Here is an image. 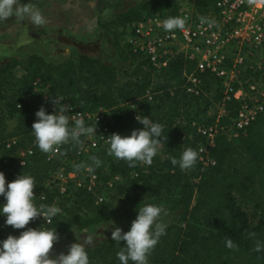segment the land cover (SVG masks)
Wrapping results in <instances>:
<instances>
[{"label":"trees","instance_id":"1","mask_svg":"<svg viewBox=\"0 0 264 264\" xmlns=\"http://www.w3.org/2000/svg\"><path fill=\"white\" fill-rule=\"evenodd\" d=\"M213 4L214 0H193V7L200 14L211 10ZM178 9V5L170 6L166 0L145 1L116 14L103 27L113 33L117 30L115 37L120 42L127 23L150 14L164 18L178 16ZM117 39L114 38L113 47L118 58L127 64L120 71L84 54L60 63L31 54L0 65V142L18 137V146L34 151L28 163L16 166L11 155L16 146L10 151L0 149L13 168L12 180L20 173L31 175L35 197L44 189L45 179L63 162V154L46 161L45 153L37 148L30 132L35 111L43 105L48 113L53 97L81 110L108 109L110 130L122 136L142 127L128 107L132 102L140 116H149L162 125L161 143L152 163L142 170L140 162L128 163L108 154V146L97 148L83 163L91 164L93 156L101 161L94 173L101 183L100 190L107 192V200L95 205L94 196L84 190L70 189L66 196L49 191L41 203L51 204L58 196L61 211L43 227L55 228L59 239L70 229L88 231L109 222L132 220L136 207L154 203L162 205L165 213L177 212L178 218L166 227L165 234L149 252L148 264H264V111L244 133L236 138L219 133L210 146L191 124L208 125L214 123L216 116L205 115L209 104L205 98L190 97L179 88L183 73H189L193 64L175 59L156 71L124 45L120 47ZM16 69L21 74H15ZM36 78L48 85L45 98L42 93L30 95L17 108V103L32 90ZM208 81L212 79L206 77L207 89ZM147 88L152 93L151 100L145 95ZM216 90L215 99L219 102L222 94ZM225 107L227 114L218 119V125L226 127L235 115L236 104L227 101ZM66 147H71L69 142ZM188 147L197 151L203 147L205 153L198 152V159L190 169L172 165L171 158L178 159ZM200 156L214 164L204 165ZM4 169L0 163V172ZM116 175L120 181L105 188V183ZM251 214L256 217L253 226L249 224ZM28 227L35 228L27 224L25 228ZM23 230L5 226L0 217V240L9 234L17 236ZM226 238L236 247H226ZM86 251L89 264H119L116 257L119 246L110 238L86 247Z\"/></svg>","mask_w":264,"mask_h":264},{"label":"built area","instance_id":"2","mask_svg":"<svg viewBox=\"0 0 264 264\" xmlns=\"http://www.w3.org/2000/svg\"><path fill=\"white\" fill-rule=\"evenodd\" d=\"M178 16L185 19V27L171 32L163 30L159 22L164 17L159 14H150L131 21L122 30V43L131 54L146 61L156 71L167 67L175 59L192 63L193 68L189 73H183V80L179 85L190 97L205 98L209 93L205 79H212L222 94L221 101L214 105L217 112L216 122L208 125L193 122L191 126L210 146L219 133L226 134L228 138H236L264 111V0H214L213 8L204 14L194 9L193 0H184L179 5ZM201 17L213 20L214 23L211 26L201 23ZM47 90L48 85L36 78L32 82L30 93L16 107L21 108L30 95H44ZM151 94L150 88H147L145 95L148 100H151ZM227 101L235 102V115L228 126H219L218 119L227 114ZM62 103L71 105L66 101ZM53 107L51 104L48 113L53 111ZM128 107L132 109L133 117L139 115V111L134 109V103L129 102ZM76 113L83 115L86 124L96 123L95 133L90 137L82 136V143L79 145L69 141L71 147L63 144L56 153L45 154L46 161H52L63 154V162L49 174L44 181V189L34 197L37 205L41 204L49 191L66 196L70 189L84 190L94 196L95 205L108 198L107 192L100 190L101 183L97 174L87 172L85 167L77 171L75 166L84 165L86 157L97 148L108 146L104 137L113 133L109 126V110L97 107L88 111L71 105L67 112L70 124L71 115ZM177 123L176 120L175 124ZM13 146H16V151L11 155L16 159V166H24L33 155V149L18 146V137H9L0 142L1 150L10 151ZM198 152L203 154L205 150L199 147ZM199 160L204 165L214 164L203 156ZM0 163L5 167L2 172L7 184L12 181L13 168L1 153ZM146 166L140 162L142 170ZM118 181L119 176L111 177L105 183V188H110ZM2 200L3 197H0V202ZM51 204L59 207L55 202ZM50 223L36 217L28 224L46 226Z\"/></svg>","mask_w":264,"mask_h":264},{"label":"clouds","instance_id":"3","mask_svg":"<svg viewBox=\"0 0 264 264\" xmlns=\"http://www.w3.org/2000/svg\"><path fill=\"white\" fill-rule=\"evenodd\" d=\"M9 17L21 23L27 19L37 27L47 22L39 7L31 0L27 3L22 0H0V21H6ZM159 23L166 32L185 27V19L180 16H168ZM201 23L211 26L214 21L201 17ZM62 101L61 98L53 97L51 113H46L43 105L34 113L36 119L31 124L30 132L37 148L45 154L56 153L61 145L69 141L79 145L82 136L90 137L95 133L96 123L86 124L81 113L72 114L70 124L67 112L71 105H65ZM134 119L142 125L141 128L131 130L126 136L112 133L104 137L108 144L107 153L128 163L142 162L150 165L161 143L162 125L149 116L137 115ZM197 159L198 151L188 147L182 150L178 159L172 157L170 163L186 170L192 168ZM91 161L88 165H76V170L85 167L87 172L93 173L101 161L95 156L91 157ZM33 187L34 179L31 175L20 173L5 184L4 174L0 172V197L4 201L0 203V217H3L5 226L24 229L17 236L9 234L0 240V264H89L85 245L91 244V237H83L85 243H71L66 254L60 253L55 258H49L48 253L58 239L55 228H25L36 217L50 223L61 211L55 204H35ZM134 211L135 218L127 231L122 232L120 227L114 226L110 232L111 241L117 242L119 246L116 252L119 264H148L149 252L165 234L167 227L161 219L164 214L162 205L145 203ZM224 243L228 248L236 247L230 238H226ZM259 248L260 244L257 243L256 250Z\"/></svg>","mask_w":264,"mask_h":264},{"label":"rangeland","instance_id":"4","mask_svg":"<svg viewBox=\"0 0 264 264\" xmlns=\"http://www.w3.org/2000/svg\"><path fill=\"white\" fill-rule=\"evenodd\" d=\"M151 0H31L35 3L46 18L42 26H33L25 19L22 23L9 17L6 21H0V65L11 59H24L31 54L40 55L45 61L60 63L78 54L88 55L100 60L101 63L114 66L123 70L127 64L122 62L113 47L115 34L103 25L111 21L118 13L137 6L140 3ZM170 6H179L184 0H166ZM23 3L29 0H22ZM15 7V6H14ZM118 41V39H117ZM119 45L123 46L122 40ZM15 74H21L16 69ZM209 93L204 100H207V116L215 115L214 108L218 104L215 99L216 86L208 81ZM10 124V128H12ZM60 197L56 196L54 202L60 206ZM178 213H165L162 215V222L167 226L174 223ZM133 220V219H132ZM132 220H121L109 222L105 225H98L91 230L77 231L70 229L66 236L57 239L50 249L49 258H55L60 253L67 252L71 243H85L83 237H91V244H97L104 239L110 238V232L114 226L120 227L122 232L127 231ZM256 222L254 214L250 215L249 224L253 226ZM42 227L37 225L36 227Z\"/></svg>","mask_w":264,"mask_h":264}]
</instances>
